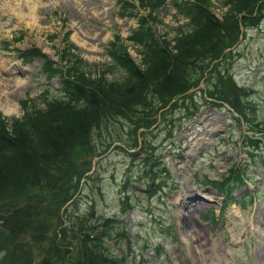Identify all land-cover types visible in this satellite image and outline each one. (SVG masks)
Here are the masks:
<instances>
[{
  "label": "rangeland",
  "instance_id": "obj_1",
  "mask_svg": "<svg viewBox=\"0 0 264 264\" xmlns=\"http://www.w3.org/2000/svg\"><path fill=\"white\" fill-rule=\"evenodd\" d=\"M206 1L219 20L230 13L237 16L239 30L226 49L230 54L224 66L247 91L245 118L207 98L202 79L184 99L163 107L150 105L144 127L136 129L123 117L105 119L92 136L95 151L83 156L88 163L82 168L90 171L73 200L60 207L49 189L32 200L38 205L36 222L48 226L44 241L29 227L14 238L2 231L0 221V232L23 249L20 263H39L54 241L70 249L71 244L62 245V228L94 210V218L121 220L127 240L111 244L117 258H126L128 264H261L256 257L264 255V15L256 24L242 25L244 13L235 12L230 4L235 0ZM184 3L0 0V65L7 70L0 67V76L9 80L4 90L13 109L7 114L0 107V119L13 129L26 115L64 99L63 76L69 68L82 72L94 85L124 81L128 74L117 57L128 53L144 67L142 40L149 34L159 45L175 48L178 36L191 31ZM134 142L137 147L130 145ZM156 160L167 175L155 177V185H150L143 170L147 161ZM235 175L239 184L231 180ZM190 189L193 202L182 204L184 191ZM199 206L196 218L181 215V210ZM187 230L207 243L205 260L194 259Z\"/></svg>",
  "mask_w": 264,
  "mask_h": 264
},
{
  "label": "trees",
  "instance_id": "obj_2",
  "mask_svg": "<svg viewBox=\"0 0 264 264\" xmlns=\"http://www.w3.org/2000/svg\"><path fill=\"white\" fill-rule=\"evenodd\" d=\"M184 1L191 31L178 36L175 48L167 43L159 45L149 34L147 40H142L144 67L137 65L128 53L122 59L117 57L128 74L124 81H104L106 84L100 81L94 85L82 72L69 68L63 76L64 99L51 102L48 110L26 115V120L16 121L13 129L0 119L2 231H9L15 238L29 227L38 240L47 238V223L36 222L38 213L34 210L38 205L32 200L44 189L50 190L53 202L60 207L73 200L85 173L90 171L82 168L88 163L83 156L95 151L92 136L105 119L123 117L136 129L144 127V114L150 105L163 107L171 101L174 104L202 79L207 98L227 105L245 118L247 91L237 86L224 66L230 54L226 49L234 44L239 30L237 16L230 13L219 20L208 9L206 0ZM258 1L230 2L235 12L244 13L242 25L256 24L264 15L261 12L264 4L259 5ZM130 145L137 147L136 142ZM143 172L150 185H155V177L167 175L158 160L147 161ZM231 180L240 182L237 175ZM88 213L76 220L72 218L71 224L62 228L65 231L62 245L72 247L62 248L54 241L52 248L44 249V257L37 264H128L126 258H117L111 244L113 240H127V233L120 230L121 220L94 218V210ZM10 235L0 232V264H22L23 249L15 246Z\"/></svg>",
  "mask_w": 264,
  "mask_h": 264
},
{
  "label": "bare ground",
  "instance_id": "obj_3",
  "mask_svg": "<svg viewBox=\"0 0 264 264\" xmlns=\"http://www.w3.org/2000/svg\"><path fill=\"white\" fill-rule=\"evenodd\" d=\"M30 15H32V14H30ZM0 67H1L2 70H6L4 65L1 64ZM17 80L18 79H16V81ZM8 81L6 82V80L1 79V76H0V107L4 108L5 113L12 114L13 109L11 108V100L9 98L10 95L7 94L5 92V90H4V86L8 85ZM184 192H185V195L182 197V201H181L182 204H188V203L191 204V201H192L191 199L192 198L189 199V197L192 196V194H194V191L192 189H190V190L184 191ZM185 199H187V200H185ZM199 208H201V207L199 206V207H197V209H190V211H188V212L185 211V210H181V215L185 216V217H187L189 219H193L194 217L196 218ZM186 235H187V238H188V241H189V245L196 252L195 256H194V259L196 261L199 260V259H202V258L205 260V258H204L205 256L203 255V257H202V254H203L204 251L207 252L209 250V248L207 247V243H206V245H205V243H200V237L197 236L196 233H194V231L187 230L186 231ZM256 258L259 261V263L262 264V262H264V255H263V257H258V254H257ZM211 261H209V263Z\"/></svg>",
  "mask_w": 264,
  "mask_h": 264
}]
</instances>
